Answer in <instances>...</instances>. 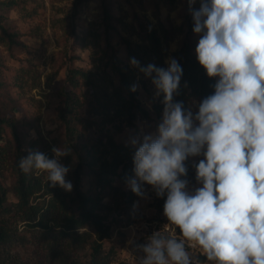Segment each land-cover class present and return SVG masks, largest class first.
<instances>
[{
    "label": "clouds",
    "instance_id": "clouds-1",
    "mask_svg": "<svg viewBox=\"0 0 264 264\" xmlns=\"http://www.w3.org/2000/svg\"><path fill=\"white\" fill-rule=\"evenodd\" d=\"M195 2L188 0L200 35L197 60L208 77L219 78L195 113L174 102L183 75L177 60L167 68L130 61L151 77L164 108L155 133L130 140L136 151L127 184L138 196L143 183L166 195L164 215L183 237L153 232L135 245L143 253L138 264H198L186 242L217 264H264V0H200L199 9ZM52 152L29 151L18 167L45 172L51 187L70 192L69 168L60 162L67 153ZM198 156L202 186L190 193L185 161Z\"/></svg>",
    "mask_w": 264,
    "mask_h": 264
},
{
    "label": "trees",
    "instance_id": "trees-1",
    "mask_svg": "<svg viewBox=\"0 0 264 264\" xmlns=\"http://www.w3.org/2000/svg\"><path fill=\"white\" fill-rule=\"evenodd\" d=\"M19 3V0H13L7 5L18 7ZM199 6V0H196L192 7L198 9ZM187 11V25L182 29L184 38L173 53V59L183 69L174 102H183L185 109L190 108L194 99L201 102L214 94V85L219 79L208 77L197 60L198 40L193 32L194 21L189 3ZM138 35L140 41L123 38L126 48L124 57L116 49L108 47L100 55L96 51L100 47L99 35L95 32L86 37L76 35L77 42L90 49L93 68L68 69L66 85L60 92L62 106L59 116L65 125L64 145H60L58 138H43L40 131H37L38 137L28 139L34 125L26 118L16 117V104L11 106L14 101L6 95L7 84L0 81V264H15L16 258L10 249L20 238L18 223L36 230L57 262L66 259L73 250L87 246L89 260L83 264L112 262L114 250L106 251L104 248V239L111 234V227L106 222V212L111 206L103 200L109 197L115 206H119L121 202H132L137 198V194L122 187L127 178L134 176L133 156L136 149L117 141L116 134L126 127H135L139 117H151L138 89L135 92L131 90L138 83L146 90L149 87L146 79H138V74H144L130 61L134 58L141 67L154 64L166 68L158 29L144 20ZM19 37L18 31L6 26L0 13V44L12 51L21 44ZM17 74L13 82L21 88L24 81ZM57 75L58 71H53L45 85L50 87ZM31 78L33 88L43 85L35 72ZM163 108V103L155 104L158 117H161ZM54 147L67 153L60 157V162L69 168L66 180L72 183L70 192L58 185L51 187L45 172L33 169L24 173L18 167L20 159L29 151H40L52 158ZM85 177H88L87 184L84 183ZM93 189L96 190L94 193ZM71 264L82 263L74 261Z\"/></svg>",
    "mask_w": 264,
    "mask_h": 264
},
{
    "label": "rangeland",
    "instance_id": "rangeland-1",
    "mask_svg": "<svg viewBox=\"0 0 264 264\" xmlns=\"http://www.w3.org/2000/svg\"><path fill=\"white\" fill-rule=\"evenodd\" d=\"M13 0H0V13L10 29L20 33L21 44L12 51L0 44V81H5L6 95L13 98L11 106L16 104L14 112L18 119L26 118L33 123L28 139L38 137L52 140L58 138L60 145L66 144L65 125L60 119L62 106L61 89L66 85L69 68H93L90 49L77 42L76 35L86 37L95 32L99 45L96 49L100 55L105 48H114L124 57L126 48L123 38L140 41L138 31L140 24L148 20L158 29L162 37L165 63L173 59L184 38L182 29L186 27L188 0H19V6H9ZM200 5V0H199ZM200 7V6H199ZM198 7V9H199ZM199 41L200 35L195 34ZM168 64L166 63V68ZM106 68V67H105ZM102 69V68H101ZM57 70L58 75L50 87L45 85L47 77ZM35 72L43 85L33 88L31 74ZM20 74L24 81L18 87L13 80ZM146 79L148 90L138 83L140 99L150 110V119L139 117L135 127H126L116 134V140L131 145L133 137L156 132L161 117L157 116L154 106L162 103L163 94L156 96V89L151 79L138 74V79ZM199 100L194 99L190 108L195 113ZM36 128V129H35ZM203 156L190 157L185 161L188 180L187 190L193 193L201 187L196 180L195 165ZM88 177L84 178L87 184ZM130 190L127 182L122 184ZM143 196L132 202H121L115 206L109 197L103 202L111 206L107 210L106 222L111 227L110 237L104 239L106 251L113 249L115 254L110 264H138L143 255L135 245L144 244L155 231L180 239L179 228L164 215V197H158L151 185H141ZM96 190L93 189V193ZM13 199V196H10ZM19 240L11 247L16 258L15 264H71L74 261L86 263L89 260L88 246L73 250L63 261L54 259L53 253L45 247L36 230L17 224ZM194 257L195 254H190ZM198 264H217L207 257Z\"/></svg>",
    "mask_w": 264,
    "mask_h": 264
},
{
    "label": "built area",
    "instance_id": "built-area-1",
    "mask_svg": "<svg viewBox=\"0 0 264 264\" xmlns=\"http://www.w3.org/2000/svg\"><path fill=\"white\" fill-rule=\"evenodd\" d=\"M178 236L180 239H183L182 235H178ZM186 248L190 254L191 253L195 254L193 259L196 260L197 262L201 259L202 256H206V254L203 253L202 249H200L199 246L187 247V242H186Z\"/></svg>",
    "mask_w": 264,
    "mask_h": 264
}]
</instances>
